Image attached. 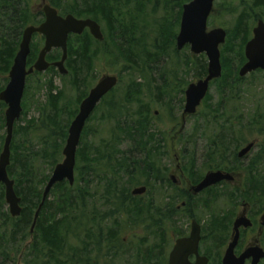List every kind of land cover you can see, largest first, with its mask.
Masks as SVG:
<instances>
[{"label":"trees","instance_id":"1","mask_svg":"<svg viewBox=\"0 0 264 264\" xmlns=\"http://www.w3.org/2000/svg\"><path fill=\"white\" fill-rule=\"evenodd\" d=\"M48 1L62 14H72L79 18L99 16L108 28L115 49L124 59L125 65L119 73L122 78L127 72L129 76L125 89L119 90L118 85L103 99L88 121L77 152L75 184L71 186L65 181L54 186L49 195L52 198H48L43 206L33 233L31 229L35 213L51 177L47 173L53 172L63 158L68 130L77 112L71 111L69 106H60L63 92L54 86V79L51 77L49 87L46 85L47 102L38 108L40 117H33L16 125L8 173L15 181V191L22 200L23 209L18 218H13L10 213L2 211L5 188L0 185V260L14 264L15 252H21L24 244L23 238L22 246L18 239L21 235L22 237L31 235L32 242L25 245L24 254L21 252L20 259L23 260V264H94L105 258L106 264H112L115 257L111 255H120L126 247L120 229L121 225L126 224L123 220L135 223L136 220L144 221L145 218H149L150 226L147 228H151L155 242L151 243V232L147 233L139 243V251L133 254L136 257L135 262L166 264L165 218L169 215L165 209L171 206L170 215L173 216L177 199L172 198L171 203H166L164 207H156L152 200V204L143 201V198L152 192L155 184L167 185L163 167L155 166L154 163L155 157L163 154H160V148L156 145V137L150 135L153 120L151 100L167 103L168 109H173L171 104L175 101V105H180L182 109L186 90V84L182 82L180 76L182 70L187 75L193 73L196 79L205 78L208 75V59L205 54L197 56L196 59L191 56L183 58L176 48L177 31L182 15V8H179V12H176V8L180 0ZM150 6L151 13H148ZM255 7L264 12V0H255L252 9ZM26 9V0H0L2 74L9 72L19 50L23 29L27 23L25 19L34 16L32 12H26ZM161 10H164V14L160 13ZM149 17L153 29L151 39L147 40L148 29L146 30V25H141L140 22ZM251 17L253 16L250 11L243 12L233 37H230L223 50L225 56L228 53L238 55L251 39L252 33L248 24ZM259 19L264 20V15L255 18ZM138 33L139 38L136 37ZM232 40L236 44L233 50ZM239 40L240 42L242 40L240 48ZM100 44L101 42L95 41L89 32L82 36H71L69 39L67 68L70 73L62 79L66 80L73 75L71 85L78 92V102L87 96L86 85L95 71L97 59L94 46ZM37 50L35 47L32 49L35 52L31 57L37 56ZM119 54L116 56L114 51L108 53L109 57H117L113 64L120 63ZM55 55L61 57V52L57 51ZM230 57L233 61L232 67L227 66L226 58L222 59L225 69L223 68L222 77L215 81L225 93L227 90L231 93L236 91V87L245 79L237 72V69L246 62L244 54H240L238 60L231 55ZM174 94L179 96L173 98L176 96ZM144 97L147 98V102L143 100ZM209 101L208 95L204 103L208 105ZM223 105L220 103V108ZM263 118L264 116L259 115L246 125L249 129H255L257 125L262 124ZM3 119H0V125L5 127ZM93 121L96 122L95 125H91ZM99 121L101 125H98ZM225 128L219 123V131ZM124 139L134 142L132 149L125 153L121 150ZM237 141L246 140L240 136ZM212 146L214 148L208 159L212 157V160L219 164L211 168L230 171L236 170L243 163L244 159H240L237 153L240 145L232 149L233 143L226 139V135L217 136ZM228 155L233 159L231 164L226 161ZM158 158L160 160V157ZM185 158V165L195 164L190 159L187 162V156ZM194 177L195 183L200 181V178ZM141 178H146L143 184L148 190L142 196H133V188L141 184ZM248 184L244 198L255 204L254 206L263 204L264 151L255 155L248 165ZM241 199L242 195L232 197L230 200L234 204V209L227 208L224 215L221 212L212 218L213 221L206 229L209 238L219 240L222 237L216 234L219 230L221 233L229 234L235 207ZM210 201L212 200L209 198L205 199L206 203Z\"/></svg>","mask_w":264,"mask_h":264},{"label":"rangeland","instance_id":"2","mask_svg":"<svg viewBox=\"0 0 264 264\" xmlns=\"http://www.w3.org/2000/svg\"><path fill=\"white\" fill-rule=\"evenodd\" d=\"M190 1L192 0H180V2L177 3L176 12H179V8L183 9V5L189 3ZM254 1L255 0H216L215 1V5H214L215 10L211 15V17L209 18L208 28L209 30L215 28H222L226 30L227 39H226V43L223 46H221V55H222V59L225 58L227 59L226 62L227 66L232 67L233 65V61L230 55L236 60H238L240 54H244L245 57L246 45L243 51H241V53H239L238 55H236V53L233 54L228 53L227 56H225V52L223 51L230 37H233L236 31L238 20L243 14V12L250 11V13L253 16L251 17L252 19L250 18L251 19L250 22H248V24H250L249 27L251 29V33L253 29L256 27L258 21L255 20V18L257 16L264 15L262 9H256V7L252 9L254 7ZM40 3L41 0H26L27 9L25 11L32 12L35 15V17L32 16L27 17V25L25 26V28L30 25H37L35 22L37 20L36 16L38 15L37 13L39 11ZM147 12L151 13V6L149 7ZM160 13L164 14V10H161ZM38 19L40 20V22L37 20L38 25H40L43 22V20L40 19L39 17ZM91 19L97 21L101 25L102 32L104 35V40L101 42L100 45L94 46V51L97 52V59L95 60V65H94L95 71L89 77L90 79L88 81V84L86 85L88 86V92L92 88H94L101 79H103L106 76H118L119 80H121V83L119 84L120 86L119 90L125 89V84L127 83L129 72L126 71L127 73H124L123 78L119 73L120 69H122L123 66L125 65L124 59L119 54L117 49H115L114 47L115 44L111 42L110 33L108 31L105 22L99 16L98 18L92 16ZM140 23L141 25L142 24L146 25L147 28L149 29L148 32L150 34V37H147L146 39L150 40L151 29H153L151 28V18L149 17ZM178 32H179V28L177 33ZM241 43L242 40L240 43H238L239 48L241 47ZM235 47H236L235 41L232 40L231 50H233ZM112 51L115 52L116 56H118L119 54L120 63L113 64V61L117 57L116 58L109 57L108 53ZM181 55L183 58L184 56L185 57L191 56L195 59L197 57L196 55L192 54L190 46L186 47L181 52ZM56 56L58 59L60 58L59 55ZM242 66H240L237 69V72L240 71ZM223 68L225 69L224 63H223ZM180 76L182 78V82L186 84V88L188 87L187 82L191 84L199 80L194 78L193 73L187 75L183 72V70ZM50 78H51L50 75L49 76L43 75L41 79L35 78L32 80L33 83L28 87V92L26 95L27 98L26 109H25V111H27L26 116H24L21 122L22 121L25 122L26 120H29L33 117L36 118L40 117L38 108L43 106V104H46L47 102L46 85L49 84ZM72 81H73V75L69 76L66 80H63L61 76L55 75L54 86L63 92V97H62V101L60 102V106L62 107L69 106L71 107V111L74 110L78 112L82 101L78 102V95H77L78 92H76L75 88L71 85ZM236 88H237L236 91H234L233 93H231L230 90H227L225 93V91H223L222 88L220 87V84H217L216 82L211 84L210 93H209L210 96L209 104L207 105L203 103L202 106L199 108L196 117L193 116L191 118H188L185 124L184 121H182V113L185 108L184 102L182 103V109H180V105L177 106L175 105L176 102L172 101L171 105L173 109H168L166 108L167 103L162 104L158 101L151 100V113L153 114V120L151 127L152 132L150 133V135L156 137L155 140L156 145L158 146V148H160L161 151L160 154H163V156L158 155V157H160V160L156 156L154 163L155 166L163 167L164 174L168 179H171V177L173 176L176 179L177 183H181L183 186L185 185L184 183L185 180L184 179L182 180V174L176 168V166L178 165V163H181L183 167L191 166L184 164V162L186 161L185 158L186 156H187V162L189 159L193 160L195 163L193 164V166H197V168L201 170L202 174H205V172L208 169L217 170L211 167L218 166L219 163L214 162V160H212L213 159L212 157H210V159L208 158L211 152L213 151L214 147L212 145L217 140V136L219 135L221 136L224 134L226 135V139H230V141H232L233 143L232 149H235L237 145H240L237 150V153H239L243 149V147H245L250 143L254 142L256 144L252 152L249 153L244 158L243 163H241L236 169V171H238V173L240 174V177H237V181H236L237 185L240 183H243L244 185V181H246V178L248 176V165L251 159L254 158V156L257 155L259 152L264 151V118L262 120V124L257 125L255 129H249V127L246 125L248 122L252 121V118H257L259 115L264 116V73L263 74L253 73L245 77L244 81L241 82V84ZM178 96L179 94L172 97L177 98ZM146 99H147L146 97L143 98L145 102H147ZM220 103L224 104L221 108H220ZM6 109H7L6 107L0 109V119L4 118ZM97 123L98 125H101L100 121ZM219 123L223 124L226 128L222 129V131L221 130L219 131ZM95 124H96L95 121L91 123V125H95ZM259 128H261V130ZM6 136H7L6 124L5 127H2L0 125V154L2 153ZM240 136L241 137L243 136L246 141L238 142L237 139H239ZM18 141L19 140H17V142ZM133 146H134V142H131L129 139H124V143L121 146V150L125 153L126 151L131 150ZM63 160L64 158H61L60 162H62ZM226 161L228 162V164L233 163V159L229 155L226 158ZM42 166H46V165H42ZM52 173L53 172L48 171L47 174H50V176H52ZM140 181L141 184H139L137 187L145 186V184L143 183L146 182V178H141ZM133 189L130 190L132 191ZM170 192H171V188L168 187V185L164 186L161 183L160 184L158 183L154 185V189H152V192H150L149 195H146L143 198V201L144 203H148V202L151 203L152 200L156 207L157 206L164 207L166 203L169 202L168 197L172 199V197L170 196L171 194ZM49 198L52 197L50 196ZM229 199H232V197ZM230 201L231 200H229V202ZM224 206L225 209L234 207V205L227 206L224 205L223 203H220L217 206L216 211L220 213V211L224 209ZM239 206H240L239 210H242V203L241 204L239 203ZM257 207H260V205H258ZM1 209L3 212L10 213L9 206L6 203L5 197L3 204H1ZM201 218L203 221H206L205 220L206 217L202 216ZM177 221H179V226L183 228L184 226L187 227L190 224V223L187 224L188 222L185 221L183 216L180 217V219H178ZM123 222H126V224H123ZM123 222H122L123 225L120 226V229L122 232L121 236H123V238L126 241V247L121 251L120 255L117 256L111 255V257H115L112 259L113 262L112 264H136L135 262L136 257L133 256V254L135 251L136 252L139 251V243L141 239L145 238L147 236V233L151 232V228L150 229L147 228L150 226V220L149 218H145L144 221L136 220L135 223H132V222H128V220L125 219L123 220ZM144 224H146L147 226H144ZM165 225L169 227L170 222L165 221ZM172 233L173 232L170 231L169 235H171ZM22 238L24 240V244ZM18 241L19 244H21V246L23 244L21 248V252L24 254L25 253L24 251H26L24 247L25 245H28L32 242V237L31 235H29L28 237L27 236L22 237L21 235ZM152 242H155V239L152 237V232H151V243ZM21 252H17V251L15 252L14 264H23L22 263L23 260L21 261L20 259ZM105 259H99L94 264H106V262L104 261ZM107 260L110 261L111 259H107ZM0 264H8V263L2 262L0 260Z\"/></svg>","mask_w":264,"mask_h":264},{"label":"water","instance_id":"3","mask_svg":"<svg viewBox=\"0 0 264 264\" xmlns=\"http://www.w3.org/2000/svg\"><path fill=\"white\" fill-rule=\"evenodd\" d=\"M216 0H192L183 6L180 32L177 37V48L179 51L186 46H190L194 55L206 54L208 58V75L204 79L190 84L185 92L186 105L183 113L184 122L186 116L197 113L202 102L207 97L211 83L218 80L223 75L221 62V46L226 43L227 32L222 28L208 30V20L214 10ZM46 22L39 27H28L24 32L20 51L15 58L14 66L10 73L11 81L7 88L0 93V100L8 105L6 111L7 136L3 151L0 155V184H4L6 202L9 205L10 214L19 217L22 214L21 198L15 191V181L8 174V167L11 164V145L14 138V127L22 114V99L26 87L27 76L34 71L45 72L51 66L46 60L47 55L53 49H62L63 57L53 66L58 67L61 74H67L65 61L68 57V37L70 34H82L85 29H89L91 34L102 41L104 39L101 26L94 20H78L69 15L62 18L58 12L50 6L44 8ZM42 34L46 37L43 50L33 68L27 70V59L30 55V44L34 34ZM245 54L247 62L241 68L240 77H246L258 70L264 71V21L260 20L253 30V38L247 43ZM119 83L117 76H106L93 88L88 97L82 102L80 110L75 120L69 128V136L63 150L64 160L59 163L45 188L42 202L35 214L31 232L34 231L43 206L45 205L52 189L58 183L68 181L71 186L75 184V168L77 164V152L81 137L88 119L91 117L96 107L102 99L109 94ZM255 147V143H250L244 147L239 158L248 155ZM231 174L222 171L210 172L205 179L197 186L196 192L214 186L223 180H230ZM147 191L146 187L136 188L132 194L134 196L143 195ZM251 225L245 218H238L234 224L232 242L230 243L223 264H245L247 259L253 257L252 264H259L264 258V250L259 248L244 252L240 257L235 255V247L239 242L240 228ZM201 240V228L194 221L193 232L188 239L179 240L174 252L171 255L170 264H189V252L184 250L194 247L196 253ZM207 264V259L202 263Z\"/></svg>","mask_w":264,"mask_h":264},{"label":"flooded vegetation","instance_id":"4","mask_svg":"<svg viewBox=\"0 0 264 264\" xmlns=\"http://www.w3.org/2000/svg\"><path fill=\"white\" fill-rule=\"evenodd\" d=\"M48 4L50 5V2L48 0H41L39 11L37 13L38 15L36 16V19L39 22H40V20L38 19V17L40 19H42L43 21H45L46 14H45L44 8ZM59 14H60V12H59ZM25 20H27V18ZM37 20L35 22L37 25H34L36 27L38 26ZM26 25H27V23H26ZM148 27H150V26H148ZM147 29L148 28H146V30ZM147 33H148V37H150V34L148 31H147ZM137 35H140V34L138 33ZM137 35H136V37H138ZM21 39H22V37H21ZM44 42H45V37L43 35L38 34V33L33 35V38H32L31 44H30L31 52H30V55L27 59V70H30L31 68H33L35 66V64L39 58L40 52H41V50L45 44ZM0 47H1V45H0ZM19 47H20V44H19ZM34 47L38 48L37 56L35 58L31 57L33 52H35V51H32V49H34ZM57 51H58L57 49L53 50L46 57L47 62L49 64H51V66L48 68V70H46L45 72H42V73L34 71L32 74L27 76L25 92H24V96L22 99L23 111H22V114L20 117V121L22 118H24V116L26 115V112H27V111H25L26 102H27L26 95L28 92V87L33 83L32 80L35 78L41 79L43 75H46V76L50 75L55 80V75L59 76V69L57 67L53 66V64H55L59 61V59L55 55ZM17 54H18V52H17ZM17 54L15 55V57L13 59L12 65L9 69V72L6 74L0 73V93L7 88L8 84L11 81L10 73H11V70L14 66L15 58H16ZM53 57H55V59H53ZM66 67H67V65H66ZM50 79H49V81H50ZM39 81H41V80H39ZM185 99H186V96H185ZM4 107L8 108V105L5 102L0 100V109H2ZM183 116L184 115L182 113V121H184ZM191 117H193V116L192 115L186 116L184 124L186 123L187 119L191 118ZM1 119H3V118H1ZM3 120L6 121V111H5ZM176 168L181 172L182 180L183 179L185 180L184 181L185 187L181 183H177L176 179L173 176L171 177V179L167 178V181H166L167 185H168V187L171 188L170 196L172 198L177 199V201H176L177 206L175 209L176 211L173 213V216H172V214L170 215V211H171L170 207L171 206H168L165 209L166 213L169 215L165 218V221L170 222L169 227L167 225H165V229L167 232L166 233L167 239L165 241L166 264H170L171 255L174 252L178 241L183 240V239H188L191 236V234L193 232L194 221L201 228V240H200L199 246L197 248L198 253H196L194 247H189V248L184 250L185 252L190 253L189 257H188L189 264L200 263V261L198 260V257L201 260V263L205 259H207V264H223V260H224V257L226 255L227 249H228L230 243L232 242V236H233V232H234L235 221L239 217L247 219L248 221L251 222V225H248L247 227L245 225H243L240 228V238H239L238 244L235 247V255L237 257H240L246 251L256 250L259 248L264 250V202H263V204H258V205H260V207H257V206H254L255 204L250 203L249 201L246 200V198H244L246 196V192L248 191V186H249L248 176L246 178L247 182L244 181V185H243V183H240L237 185V182H236L237 177H240V174L236 170L228 171V170H221V169H217V170L208 169L205 172V174H202L201 170L198 169L197 166L192 165V166H184L183 167L181 163H178ZM217 171H222L224 173L231 174L232 178L230 180H223L222 182H220L214 186H210L201 192H196L197 186L205 179L206 175L210 172H217ZM193 176H195L194 178H197V179L200 178V181L195 183L193 180ZM143 187H146L148 190L147 186H143ZM183 188H185V189H183ZM144 194H146V192ZM238 195H242V199L240 202V204L242 203V210H239L240 206L238 203V205L235 207V211H234L235 215L232 216L233 223H232V226L230 228L229 234L226 232L221 233L219 230V232H216V234H219V236L224 237L223 239H221L222 237H220L219 240L209 238L206 229H207V226L210 225V222L213 221L212 218L214 216L216 217V216L220 215L221 212H222V215H224L225 211H227L225 209V206H224V209H222L220 211V213H218L216 211L217 206L220 203H223L224 205H227V206L234 205L232 200L229 202V200H230L229 198L236 197ZM140 196H142V195H140ZM208 198L211 199L212 201H210L209 203H206L205 199H208ZM215 198H218V199H215ZM168 201H169L168 203H171L170 197H168ZM232 208L234 209V207H232ZM182 216L184 217L185 221L188 222L187 224L190 223L187 227L184 226V228L180 227L179 221H177ZM202 216L206 217V219H205L206 221L202 220V218H201ZM170 231L173 232L171 235H169ZM252 262H253V257H251L250 259H247L245 264H252ZM259 264H264V258L261 259Z\"/></svg>","mask_w":264,"mask_h":264},{"label":"bare ground","instance_id":"5","mask_svg":"<svg viewBox=\"0 0 264 264\" xmlns=\"http://www.w3.org/2000/svg\"><path fill=\"white\" fill-rule=\"evenodd\" d=\"M42 202V201H41ZM41 204V203H40ZM38 210V209H37Z\"/></svg>","mask_w":264,"mask_h":264}]
</instances>
